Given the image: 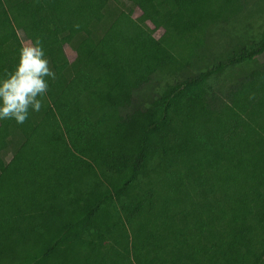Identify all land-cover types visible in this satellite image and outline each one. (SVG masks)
I'll return each instance as SVG.
<instances>
[{"label": "trees", "instance_id": "16d2710c", "mask_svg": "<svg viewBox=\"0 0 264 264\" xmlns=\"http://www.w3.org/2000/svg\"><path fill=\"white\" fill-rule=\"evenodd\" d=\"M261 12L0 0V76L21 34L56 76L39 112L0 121V264H264Z\"/></svg>", "mask_w": 264, "mask_h": 264}, {"label": "clouds", "instance_id": "9594fccd", "mask_svg": "<svg viewBox=\"0 0 264 264\" xmlns=\"http://www.w3.org/2000/svg\"><path fill=\"white\" fill-rule=\"evenodd\" d=\"M55 72L39 39L21 47L15 69L0 76V121L23 124L30 110L39 112Z\"/></svg>", "mask_w": 264, "mask_h": 264}, {"label": "rangeland", "instance_id": "374dc122", "mask_svg": "<svg viewBox=\"0 0 264 264\" xmlns=\"http://www.w3.org/2000/svg\"><path fill=\"white\" fill-rule=\"evenodd\" d=\"M261 13H259L255 17L249 19L252 23H254L255 26H257L261 22V17L264 16V15H261ZM136 14L138 15V13H136ZM262 14H264V13H262ZM148 24H149V27L153 30L155 36L159 37L162 34L163 29H162L161 25L155 19L150 20ZM9 33H10L11 38L19 36V33L14 28L11 29ZM21 37L23 39L24 44L34 43L36 40L34 36H29L26 38L21 34ZM66 50H67L68 56L70 57V59H72L73 53H71L70 48L67 47Z\"/></svg>", "mask_w": 264, "mask_h": 264}]
</instances>
